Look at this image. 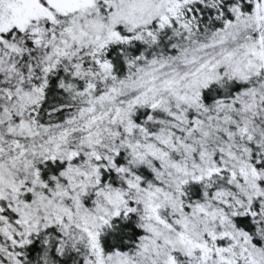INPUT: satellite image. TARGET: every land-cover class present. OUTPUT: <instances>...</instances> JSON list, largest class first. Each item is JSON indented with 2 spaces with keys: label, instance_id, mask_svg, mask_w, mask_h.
I'll use <instances>...</instances> for the list:
<instances>
[{
  "label": "snow or ice",
  "instance_id": "snow-or-ice-1",
  "mask_svg": "<svg viewBox=\"0 0 264 264\" xmlns=\"http://www.w3.org/2000/svg\"><path fill=\"white\" fill-rule=\"evenodd\" d=\"M0 264H264V0H0Z\"/></svg>",
  "mask_w": 264,
  "mask_h": 264
}]
</instances>
